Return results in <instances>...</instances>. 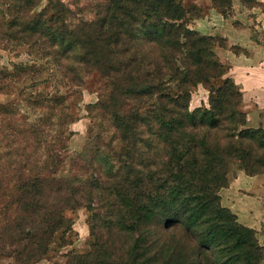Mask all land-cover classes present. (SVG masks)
<instances>
[{
	"label": "trees",
	"instance_id": "1",
	"mask_svg": "<svg viewBox=\"0 0 264 264\" xmlns=\"http://www.w3.org/2000/svg\"><path fill=\"white\" fill-rule=\"evenodd\" d=\"M9 1L0 44L35 48L73 87L93 73L102 83L101 121L84 153L70 154L61 133L48 145L42 131L41 160L0 158L5 254L37 264L85 209L93 243L71 264H262L255 231L221 204L232 165L264 173V130L247 126L241 91L215 53L223 41L189 29L181 0H99L86 21L62 0L34 18L37 0ZM198 85L209 107L190 111Z\"/></svg>",
	"mask_w": 264,
	"mask_h": 264
},
{
	"label": "rangeland",
	"instance_id": "2",
	"mask_svg": "<svg viewBox=\"0 0 264 264\" xmlns=\"http://www.w3.org/2000/svg\"><path fill=\"white\" fill-rule=\"evenodd\" d=\"M62 1L69 6L75 19L86 21L93 17L94 8L99 0ZM231 1L181 0L187 12L188 28L193 30L194 22L202 18L210 7L208 4L213 3V7L218 12L228 15L231 10ZM241 1L249 6L254 4L251 0ZM9 3V0H0V11L6 12ZM47 5L48 0H37V7L32 11L31 18L43 12ZM5 28L0 21V35L6 32ZM39 53L35 48L31 50L29 46L19 45L17 42L4 40V43L0 44L1 164L18 160L24 163L25 157H30L31 163L41 160L43 158L41 154L47 149L45 148L47 146L42 145L41 150H38L42 138L38 133L42 131L48 145L54 144L55 137L61 133L65 142L67 141L70 154L84 153L90 142L91 131L94 128L92 135L95 136L97 132L95 125L97 126L101 121L99 110L96 108L102 83L100 75L93 73L85 76L81 87H73L63 78V71L47 64V60H41ZM23 67H32V69L21 73L16 71V68ZM203 87L198 85L192 95L200 96L199 90H203ZM73 92L77 94L74 95ZM47 93L58 95L60 104L48 103L43 107L38 96ZM103 136L110 138L111 135L105 133ZM8 154L12 155L7 156ZM17 156L20 157L17 159ZM67 170L68 165L62 169L60 175H64ZM11 177L12 174L8 175L7 179ZM6 201L7 199L0 197V208ZM70 218L73 221L72 231L67 233L63 240H58L57 244L52 246L48 256L37 264H71L69 260L71 255L73 257L85 255L91 250L93 237L90 214L85 209H80ZM62 243L65 245L62 246ZM0 264H16L5 254L1 246Z\"/></svg>",
	"mask_w": 264,
	"mask_h": 264
},
{
	"label": "crops",
	"instance_id": "3",
	"mask_svg": "<svg viewBox=\"0 0 264 264\" xmlns=\"http://www.w3.org/2000/svg\"><path fill=\"white\" fill-rule=\"evenodd\" d=\"M251 1L252 6L232 0L228 15L218 12L213 3L208 4L210 7L194 22L193 30L223 41L215 53L228 69L225 78H230L241 91L240 110L246 115L247 126L264 130V0ZM199 92L200 96L192 95L190 110L209 106V91L203 87ZM220 197L223 207L242 226L255 231L264 250V173L252 176L238 164L232 165Z\"/></svg>",
	"mask_w": 264,
	"mask_h": 264
}]
</instances>
